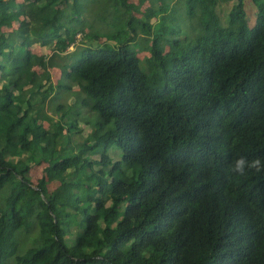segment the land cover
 <instances>
[{
    "label": "trees",
    "instance_id": "trees-1",
    "mask_svg": "<svg viewBox=\"0 0 264 264\" xmlns=\"http://www.w3.org/2000/svg\"><path fill=\"white\" fill-rule=\"evenodd\" d=\"M170 1L110 0L100 16L117 29L78 46L82 0H0V264H264V173L229 171L234 156L264 159V0H250L253 20L245 0H178L188 30L166 28L179 13ZM46 39L51 54H32ZM73 85L76 101L48 114L50 92ZM78 102L98 120L73 146ZM42 162L58 181L50 190L31 180Z\"/></svg>",
    "mask_w": 264,
    "mask_h": 264
},
{
    "label": "rangeland",
    "instance_id": "rangeland-1",
    "mask_svg": "<svg viewBox=\"0 0 264 264\" xmlns=\"http://www.w3.org/2000/svg\"><path fill=\"white\" fill-rule=\"evenodd\" d=\"M84 3V7L88 8L89 11H86L84 14H82V16L80 17V19H76V25H84L85 26V32L83 31L82 33H78L77 34V44L78 46H82L87 44L88 39L89 38L87 34L89 35H94L95 32H97L96 30L99 29H109V30H116L117 29V24L115 23L116 20L115 19H106L103 20V17L100 16V12L103 11L104 8H107L108 6L112 7V4L110 2V0H82ZM129 1H133V2H137L138 0H129ZM175 3H177L176 7L179 10L178 15H176V19L173 21H168L165 22L166 28H175L178 24L181 25V27L183 28V30H188L190 28V24L192 23V18H189L187 16H185V12H183V9L181 8V3H179L178 0H171L170 1V6L174 5ZM148 5V1H146L144 4H142L140 6L141 11L143 9H145V7ZM154 5H158L157 1H154ZM245 6H246V11H247V15L250 17L251 20H253L254 17V10H255V6L253 5V3L250 0H245ZM230 7V5L224 3V2H219L217 5L218 11L219 13L224 16L227 13V9ZM71 9L69 8L68 11H70ZM164 11H160L157 16H152L149 20V23H155L158 22L159 18L161 17V15H163ZM134 15L140 16L141 12L140 11H133ZM222 18H225L222 17ZM18 20L12 21L9 24H7L4 28L5 31L11 30L12 28L18 26ZM179 34L180 37H183V31L180 33H176ZM138 36L139 38L141 37H145V36H149L146 33H144L142 30L138 29ZM151 37V36H149ZM151 39V38H149ZM49 40V43L47 42ZM105 36L103 35H99L97 37H95V40H93L92 42H103L105 41ZM111 43H113V40H109ZM151 42V40H148V43ZM54 41L53 39H46L44 41V43H33L30 47H31V52L32 54H41V55H46V57L51 54L52 52V45H53ZM146 45V41L142 38L139 40V42H137V44L135 45V48L137 49V54L139 56V58L141 59L140 61V65L141 67L145 70L147 67V62H146V57L149 55V50L146 48H142V45ZM76 45V44H75ZM75 45H70L67 49L68 50H72L75 48ZM165 49H167V45L165 44ZM81 51V50H80ZM65 54V53H62ZM61 54V55H62ZM74 60L75 57L72 56ZM61 57L60 56H54L53 60L55 61H61ZM50 72V82L53 84H56L58 82V80L62 77L61 74V69L56 66L53 62L49 63V66L47 68ZM43 72V67L41 65V63H38L37 65L31 66L29 68V77L30 78H35L38 75L42 74ZM149 74L153 73V69H150L148 71ZM44 81V80H43ZM44 88V87H42ZM78 92V86L77 85H73L70 89L68 88H63V89H57L55 88L54 90H52L49 94V96L46 98L45 102H44V110L50 114L52 117L54 118H59V116L61 115V110H57L56 104L61 102L63 103L64 109L66 110V104H71L72 102L76 101V99L78 98L77 95ZM57 95V96H55ZM59 95V96H58ZM77 110H78V115L75 118V124L76 127L73 128V132H70V136H71V140L70 143L74 146L77 143H80L82 141H84L85 137L87 136V134L90 132V130L92 129V126L94 127V123L98 120V114L96 111H94L93 109H91L89 107V105H83L82 103L78 102L77 104H75L74 106ZM75 111V110H74ZM74 120V119H73ZM44 125L46 127H49V122L47 120H44ZM62 134L66 133L65 128H63L60 131ZM90 140V139H89ZM63 141H59L57 146L59 147L61 144H64ZM91 142V140L89 141ZM101 146L98 147V149H100ZM121 148L120 146L114 141V142H110L107 148V153L109 154V156L111 157L112 160H116L118 158L121 157ZM99 152L93 153L91 152L90 154H88V159L93 160V159H99ZM98 164H92V167H97ZM30 175H31V180L33 183H36L38 178L43 176L46 180V184L48 189H52L54 188L57 184L58 181L57 180H52L49 176V170H48V166L45 162H42L40 164H35L32 163L30 166Z\"/></svg>",
    "mask_w": 264,
    "mask_h": 264
},
{
    "label": "clouds",
    "instance_id": "clouds-1",
    "mask_svg": "<svg viewBox=\"0 0 264 264\" xmlns=\"http://www.w3.org/2000/svg\"><path fill=\"white\" fill-rule=\"evenodd\" d=\"M249 170L264 173V159L260 157L249 159L245 155H237L229 164V171L238 176L246 175Z\"/></svg>",
    "mask_w": 264,
    "mask_h": 264
}]
</instances>
